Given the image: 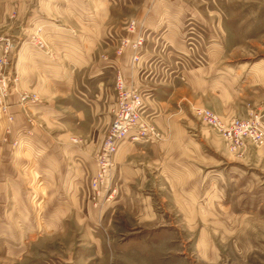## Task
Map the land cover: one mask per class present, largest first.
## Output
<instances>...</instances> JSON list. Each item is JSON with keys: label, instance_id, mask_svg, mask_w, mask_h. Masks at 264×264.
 Listing matches in <instances>:
<instances>
[{"label": "crops", "instance_id": "1", "mask_svg": "<svg viewBox=\"0 0 264 264\" xmlns=\"http://www.w3.org/2000/svg\"><path fill=\"white\" fill-rule=\"evenodd\" d=\"M58 1V5L65 7L67 0ZM137 1L139 9L134 20L138 23V31L146 37L137 64H133L130 47L121 56L116 54L118 40L134 36L126 32V27L119 32L108 24L110 2L105 0L94 2L104 10L102 24L98 16L87 15L92 33L79 31L74 35V29L58 28L55 23H51V26L56 25L53 32L43 28L51 56L33 49L28 43L34 28L45 26L46 20L33 21L28 17L26 26L21 28L17 39L14 38L17 53L13 69L20 77L19 93L38 95L39 91L41 100L33 109H26L19 104L18 92L9 97L14 123L5 141L0 143V165H14L13 155L18 151L26 156L34 154L36 165L40 167L38 181L42 189L47 188L52 176L57 182L56 200L60 207L52 217L39 219L38 233L31 231L34 228L27 220L15 221L18 216H12L13 224L5 227L18 229L19 239H9L7 232L0 236V242L7 238L9 242H5L12 244L10 249L6 248L11 257L15 255L13 247L20 244L27 247L39 234L59 235L81 225L96 231L93 224L104 216L105 229H111L112 233L106 232L105 238L86 236L89 243L84 245L97 246L98 253L81 254L79 261H112L115 250L110 254L102 248L105 245L135 244L142 248L126 252L137 259L143 258L151 253L155 239L131 237L124 240L115 233L113 223L119 222L121 214H132L136 215L140 226L148 229L159 226L162 219L157 211L158 198L163 199L168 211L171 207L180 208L188 229L197 227L195 225L206 220L209 214L207 183L213 175L219 176V167L224 165V158L219 160V155L224 156L230 150L217 133L195 117V109L207 108L224 118H248L264 107V94L258 89L264 83V70L249 69L241 74V70L226 65L223 46H211V56L203 66L188 65L190 50L185 35L190 19L185 15L183 0ZM114 3L131 5L132 0H114ZM119 69L128 83L140 88L144 95L143 114L155 124L160 139L126 140L120 144L111 182L112 197L102 210L94 208L90 201L85 203L84 197L88 195L91 177L97 170L96 154L112 121L114 84ZM30 71L33 75L37 71L43 82L36 81ZM27 115H37L41 125L30 122ZM74 138L84 143L74 144ZM14 142L18 145L14 146ZM254 151L264 156L263 146L258 150L250 148L238 156L248 158ZM214 168L218 173L210 174V169ZM220 176L223 181V175ZM7 186V194L15 193L13 188L17 192L11 182ZM127 253L116 254L128 260Z\"/></svg>", "mask_w": 264, "mask_h": 264}, {"label": "rangeland", "instance_id": "2", "mask_svg": "<svg viewBox=\"0 0 264 264\" xmlns=\"http://www.w3.org/2000/svg\"><path fill=\"white\" fill-rule=\"evenodd\" d=\"M43 1L0 0V37L17 39L16 36L26 26L30 16L33 21L38 18L48 21L43 26L45 31L53 32L57 25L58 28L74 29V35L79 31H93L87 21L88 13L98 16L100 24L105 20L104 10L94 3L97 0H67L65 7L58 5V0ZM105 1L110 2L107 6V10L111 11L108 24L119 32L126 27L127 32L128 25L139 9L138 1L132 0L131 5H117L114 0ZM183 3L185 15L190 19L185 35L190 50V67L206 64L211 56L210 47L218 44L224 47L226 65L236 71L241 70V74H246L249 69H256L258 72L264 70V0H183ZM51 23L56 25L51 26ZM197 59H201L202 63L196 65L194 61ZM24 74L27 75L26 72ZM33 76L35 80L43 82L37 71ZM258 89L264 94V83ZM38 95L41 92L38 91ZM35 105L26 107L33 109ZM22 111L27 112L24 109ZM261 112L264 113V107L253 114H262ZM53 116L55 117L54 114ZM27 119L41 125L37 115H27ZM147 121L156 128L153 122ZM13 123L0 111V143L5 141ZM229 152H225L224 156L219 155V160L224 158V165L219 167V176L213 175L212 180L207 183L210 193V198L206 200L209 203V214L206 220L195 225L197 227L188 229L183 223L180 208L171 207L168 211L163 206L162 198L156 199L159 203L157 211L162 221L153 229L140 226L136 215L118 216L119 222L113 223V229L124 240L131 237L155 239V244L151 245V253L142 255L143 258L137 259L128 254L133 253L132 250L136 248H142L135 244L125 247L105 245L102 248L110 254L111 250H115L112 261H79L81 254L98 253L97 246L84 245L89 243L86 236L92 234L105 238L106 232L112 233L111 229H105L107 226L103 216L93 224L97 227L96 231L81 225L59 235L39 234L27 247L23 248L21 244L13 247L14 257L8 255L7 251L12 244H7L5 241L9 240L3 237L6 244L0 242V264H264V156L254 151L248 158H241ZM13 157L17 159H14V165H0V236L7 232L9 239L17 240L18 229L8 230L5 227L13 224L15 216H18L15 221L27 220L34 228L31 231L38 233L39 219L52 217L60 205L56 200L59 190L53 176L51 182H47V188L42 189L43 185L38 181L40 167L36 165L34 154L26 156L18 151ZM218 172L216 168L209 171L210 174ZM10 182L17 188V192L13 188L15 193H10L11 195L6 190ZM89 201V196L85 195L84 202ZM106 203L107 200H103V207L97 209L103 210ZM91 205L93 206L92 202ZM39 238L42 240H38ZM122 252L128 254V260L116 254ZM21 254L24 255L22 259Z\"/></svg>", "mask_w": 264, "mask_h": 264}, {"label": "built area", "instance_id": "3", "mask_svg": "<svg viewBox=\"0 0 264 264\" xmlns=\"http://www.w3.org/2000/svg\"><path fill=\"white\" fill-rule=\"evenodd\" d=\"M127 32L134 38L122 37L116 54L121 56L130 47L133 50V64H137L141 59L146 37L138 31L136 20L130 22ZM28 43L33 49L52 55L42 26L35 27L28 37ZM16 53L15 39L9 36L0 37V111L8 117L10 123L14 121V116L10 113L11 104L7 100L14 92H18L19 104L24 108L37 104L40 100L35 93H19L20 77L13 69ZM194 63L199 65L202 61L197 59ZM114 90L112 121L96 154L97 170L91 177L88 192L89 200L95 208L103 207V200L109 201L112 197L111 182L120 144L126 140L140 142L160 139V133L143 115L144 95L137 85L126 81L120 69L116 72ZM195 117L217 133L228 149L236 155H242L248 149L259 148L264 144V113L252 114L248 118H224L210 109L197 108ZM73 142L77 145L84 143L79 138H74ZM13 145L17 146L18 142Z\"/></svg>", "mask_w": 264, "mask_h": 264}]
</instances>
